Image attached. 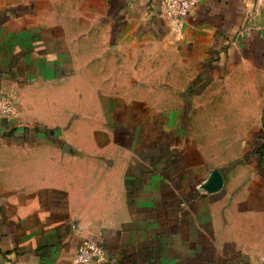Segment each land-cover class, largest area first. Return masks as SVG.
Instances as JSON below:
<instances>
[{
  "label": "crops",
  "instance_id": "obj_1",
  "mask_svg": "<svg viewBox=\"0 0 264 264\" xmlns=\"http://www.w3.org/2000/svg\"><path fill=\"white\" fill-rule=\"evenodd\" d=\"M195 1L175 30L162 0H0V92L19 110L90 27L177 62L159 94L106 98L80 146L0 118V264H74L89 238L102 264H264V0Z\"/></svg>",
  "mask_w": 264,
  "mask_h": 264
},
{
  "label": "rangeland",
  "instance_id": "obj_2",
  "mask_svg": "<svg viewBox=\"0 0 264 264\" xmlns=\"http://www.w3.org/2000/svg\"><path fill=\"white\" fill-rule=\"evenodd\" d=\"M74 35L77 39L71 70L54 82L38 81L23 86L20 110L16 107L18 112L14 117L21 113L25 119L33 118V122H39L44 128L56 125L63 134L71 130L77 139L75 144L80 146L82 138L77 135L104 122L106 98L121 93L143 98L146 95L143 91L150 83L154 95L159 94L161 76L167 70L175 72L177 62L171 52L154 43L137 42L134 46L122 42L120 47L115 35L106 28L94 26L83 35L77 32ZM165 55H168L167 63H164ZM101 67H104V77L98 72ZM85 75L89 77L86 79ZM167 79L176 81L171 75ZM10 94L15 101L14 94Z\"/></svg>",
  "mask_w": 264,
  "mask_h": 264
},
{
  "label": "built area",
  "instance_id": "obj_3",
  "mask_svg": "<svg viewBox=\"0 0 264 264\" xmlns=\"http://www.w3.org/2000/svg\"><path fill=\"white\" fill-rule=\"evenodd\" d=\"M195 0H162L161 15L168 19L175 30L183 26V20L194 7ZM16 105L9 93L0 92V118H12ZM264 147V136L262 138ZM106 259V250L97 239L82 240L76 250L74 264H102ZM262 264V263H257Z\"/></svg>",
  "mask_w": 264,
  "mask_h": 264
}]
</instances>
